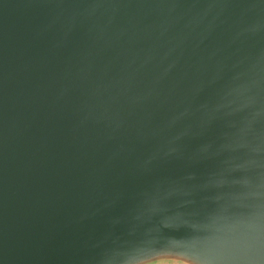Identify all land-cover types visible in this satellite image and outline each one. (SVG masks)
Returning a JSON list of instances; mask_svg holds the SVG:
<instances>
[{
    "label": "water",
    "instance_id": "obj_1",
    "mask_svg": "<svg viewBox=\"0 0 264 264\" xmlns=\"http://www.w3.org/2000/svg\"><path fill=\"white\" fill-rule=\"evenodd\" d=\"M0 264H264V0H0Z\"/></svg>",
    "mask_w": 264,
    "mask_h": 264
}]
</instances>
